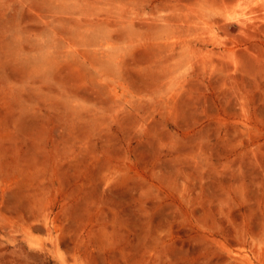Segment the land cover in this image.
I'll return each mask as SVG.
<instances>
[{
	"label": "rangeland",
	"instance_id": "rangeland-1",
	"mask_svg": "<svg viewBox=\"0 0 264 264\" xmlns=\"http://www.w3.org/2000/svg\"><path fill=\"white\" fill-rule=\"evenodd\" d=\"M0 264H264V0H0Z\"/></svg>",
	"mask_w": 264,
	"mask_h": 264
}]
</instances>
